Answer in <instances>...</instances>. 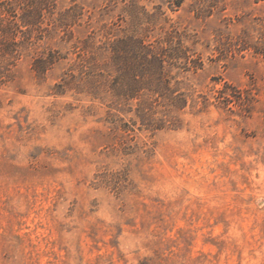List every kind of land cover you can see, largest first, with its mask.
<instances>
[{"label": "rangeland", "instance_id": "rangeland-1", "mask_svg": "<svg viewBox=\"0 0 264 264\" xmlns=\"http://www.w3.org/2000/svg\"><path fill=\"white\" fill-rule=\"evenodd\" d=\"M24 3L0 0V264H264V0ZM127 37L179 52L169 90L126 94Z\"/></svg>", "mask_w": 264, "mask_h": 264}, {"label": "trees", "instance_id": "trees-1", "mask_svg": "<svg viewBox=\"0 0 264 264\" xmlns=\"http://www.w3.org/2000/svg\"><path fill=\"white\" fill-rule=\"evenodd\" d=\"M9 3V2H6ZM22 20L26 25H35L40 22L42 13L47 11L53 13L56 8L55 0H37L34 4L30 0H25L23 4ZM69 8L59 14L60 19L67 21L71 17ZM67 24V23H66ZM168 39L158 43L159 46L146 44L139 38H121L114 45L113 61L119 71L121 83L126 87L127 95L133 96L137 87L142 81L150 82L153 88L158 91L162 87L169 90L164 81L166 72L163 70L164 64L178 58L179 52L171 45L167 46ZM164 84V85H163ZM160 92V91H159Z\"/></svg>", "mask_w": 264, "mask_h": 264}]
</instances>
